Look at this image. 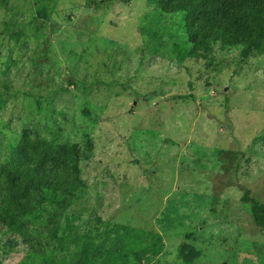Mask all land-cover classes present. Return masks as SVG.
Segmentation results:
<instances>
[{
    "label": "rangeland",
    "instance_id": "374dc122",
    "mask_svg": "<svg viewBox=\"0 0 264 264\" xmlns=\"http://www.w3.org/2000/svg\"><path fill=\"white\" fill-rule=\"evenodd\" d=\"M179 26L154 0L0 7V164L25 129L94 147L70 207L0 223V264H264V53L190 57Z\"/></svg>",
    "mask_w": 264,
    "mask_h": 264
},
{
    "label": "trees",
    "instance_id": "16d2710c",
    "mask_svg": "<svg viewBox=\"0 0 264 264\" xmlns=\"http://www.w3.org/2000/svg\"><path fill=\"white\" fill-rule=\"evenodd\" d=\"M7 2L0 0V7ZM154 2L162 14L180 17L181 33L174 40L181 38L190 57L206 56L217 45L239 48L245 57L264 53V0ZM93 148L92 140L85 145L59 143L25 129L8 146V156L0 164V223L22 232L30 223V215L46 202L70 207L85 187L81 163L90 158ZM243 199L251 203L255 223L264 227V203L248 194ZM39 251L34 246L27 258L39 257Z\"/></svg>",
    "mask_w": 264,
    "mask_h": 264
}]
</instances>
